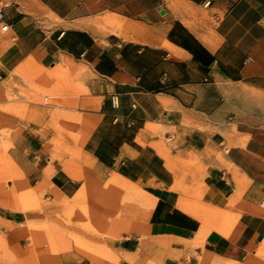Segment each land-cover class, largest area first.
I'll use <instances>...</instances> for the list:
<instances>
[{"label": "crops", "instance_id": "1", "mask_svg": "<svg viewBox=\"0 0 264 264\" xmlns=\"http://www.w3.org/2000/svg\"><path fill=\"white\" fill-rule=\"evenodd\" d=\"M3 12L0 63L89 72L83 150L121 176L105 188L141 191L143 224L121 211L111 231L124 240L104 264H263L264 0H16ZM26 137L40 178L51 171L58 198L83 203L88 186L50 166L63 155L51 130ZM0 219L13 237L16 215ZM34 252L14 240L0 264Z\"/></svg>", "mask_w": 264, "mask_h": 264}, {"label": "rangeland", "instance_id": "2", "mask_svg": "<svg viewBox=\"0 0 264 264\" xmlns=\"http://www.w3.org/2000/svg\"><path fill=\"white\" fill-rule=\"evenodd\" d=\"M14 1L1 0L0 6L7 8ZM92 80L89 72L67 66L52 70L31 58L0 63V217L7 210L19 220L13 237L0 235V250L14 240L29 242L37 252L28 264H61V256L64 264L83 259L104 264L113 258L115 243L124 240L111 231L121 211L143 224L138 221L143 212L141 191L119 184L105 188L102 181L122 180L121 176L99 172L83 150V135H77L85 123L78 111L87 107ZM40 126L53 133L47 147L63 152L51 154L52 170L62 168L88 186L78 195L83 203L59 199L51 177L39 193L28 194L41 181L38 171L43 165L26 136ZM54 182L60 184L56 178Z\"/></svg>", "mask_w": 264, "mask_h": 264}, {"label": "bare ground", "instance_id": "3", "mask_svg": "<svg viewBox=\"0 0 264 264\" xmlns=\"http://www.w3.org/2000/svg\"><path fill=\"white\" fill-rule=\"evenodd\" d=\"M48 170V169H46ZM51 177V172L50 171H45L42 178H41V181L38 183L37 187L35 188L34 192H28V194L31 196V195H34L36 193H39V191H41L44 187H45V184H48L49 183V179ZM28 195V196H29ZM155 206V201H150L149 203H147V210H151L153 209Z\"/></svg>", "mask_w": 264, "mask_h": 264}, {"label": "built area", "instance_id": "4", "mask_svg": "<svg viewBox=\"0 0 264 264\" xmlns=\"http://www.w3.org/2000/svg\"><path fill=\"white\" fill-rule=\"evenodd\" d=\"M3 8H4V6H2V7L0 8V22H2V21L4 20V18H5V16H4V12H3Z\"/></svg>", "mask_w": 264, "mask_h": 264}]
</instances>
